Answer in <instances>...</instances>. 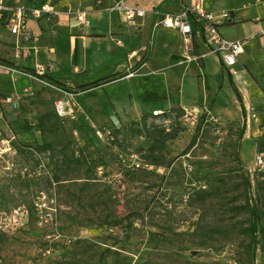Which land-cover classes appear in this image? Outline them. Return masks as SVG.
<instances>
[{
    "label": "rangeland",
    "instance_id": "rangeland-1",
    "mask_svg": "<svg viewBox=\"0 0 264 264\" xmlns=\"http://www.w3.org/2000/svg\"><path fill=\"white\" fill-rule=\"evenodd\" d=\"M195 1L183 0V3L187 6ZM256 1L205 0L204 7L218 14L223 10L234 12L242 20L249 15L264 16V0H259V4ZM41 2L42 6L57 3V9L70 6L77 12L94 8L96 0ZM158 2L128 0L127 3L149 10L146 6ZM248 3L250 6H246ZM164 4L165 9L161 6L157 10L158 18L182 9L180 0H165ZM120 17L124 23L123 34L108 32L106 16L102 25L108 32L105 34L107 42L102 45L117 49L119 61L114 66L110 65V54L97 60L101 67L74 72L69 62L67 36L62 34L63 43L58 46L57 55L66 66L54 68L56 78L72 87L91 78L103 77L105 73L125 74L117 82L70 95L41 81L29 92L19 94L11 89L12 73L11 78L0 74V264H264L260 246L251 258L238 236H232L228 242L214 239L210 247L200 248L197 244L201 237L196 226L198 222L204 224L206 220L222 219L218 217L221 200L214 198L202 209L198 203L192 204L188 197L191 192L185 185L187 180H200L213 189L218 178L226 177L229 192L225 193L227 198L222 202L234 203L236 198L237 203H242L245 193L239 185L241 175H245L252 185L250 196L253 200L256 198L257 173L264 170L255 166L264 125V75H261L264 74V62L251 68L259 75V85L242 69H238L233 80L251 104L246 106L245 130L239 139L244 124L241 104L228 71L222 69L215 56H207L204 68L201 67L203 59L177 66V61L170 59L172 53L185 48L184 40H174L164 26L155 27V23L152 26L150 21L139 34ZM142 19L145 18L137 19L138 25ZM47 20L49 29L56 24L53 18ZM253 25L242 21L222 25L220 29L226 40L243 39L244 49L251 52L259 47V39L250 40L245 28ZM263 28L262 21L258 32ZM232 34L243 37L237 39ZM34 41V38L23 41L20 51L14 49L20 67H25L32 58L29 52H34ZM203 48L205 51V46ZM137 49L142 51L130 61L128 54ZM145 51L152 53L148 68L143 65L135 69L142 75L130 80L127 74ZM187 54L184 49L182 57ZM91 58L96 60L94 55ZM124 63L128 64L127 68ZM206 83L211 88L207 89ZM16 84L21 88L20 81ZM58 101L66 105L63 114L56 109ZM178 108L184 110L183 114ZM155 109L167 111L169 120L164 116H152L148 123H165L170 128L173 124L182 129L176 139L167 143L169 156L175 158L170 168L151 166L144 158L143 150L150 139L141 120L150 112L161 115L162 111H153ZM46 111L57 114L52 115L50 121L53 131L62 133L75 149L83 150L90 159L104 160L105 165L97 169L98 183L91 189L82 191L80 180H65V177L56 183L54 177L59 162L56 153L29 155L17 152V143L41 144L44 140L54 139L52 134L41 132L38 127ZM180 113L181 118H178ZM203 114L211 123L209 130L183 154ZM83 122L95 133L97 129L111 130L118 143L101 139L103 150L96 151L89 142ZM25 123L34 125L33 130L23 132ZM236 151L241 164L236 160ZM137 157L143 161L139 170L125 168L124 163L131 165ZM188 165L191 168L186 173L183 168ZM74 177L77 176L72 174L69 178ZM40 192L46 193L50 207L56 210L53 225H44L38 218L35 203ZM105 219L120 224H98ZM128 222L131 227L126 226ZM261 225L264 227V218Z\"/></svg>",
    "mask_w": 264,
    "mask_h": 264
},
{
    "label": "trees",
    "instance_id": "trees-1",
    "mask_svg": "<svg viewBox=\"0 0 264 264\" xmlns=\"http://www.w3.org/2000/svg\"><path fill=\"white\" fill-rule=\"evenodd\" d=\"M116 1L117 0H96L95 5L97 7L109 8ZM195 49H197V45L194 43V50ZM145 58L146 56L142 58L139 64L143 63ZM177 58L178 57H174V59ZM9 66L13 67L12 65ZM17 69L31 74L39 80L71 94H77L82 91L97 88L109 82L120 79L124 76L121 74L110 75L89 81L87 83H83L76 87H72L59 80L58 78L53 77L47 71L39 73L37 72L36 68L32 67H17ZM229 79L241 104L242 115L244 117V124L239 133V139H241L245 130L247 110L242 102L238 90L233 83L231 73L229 74ZM160 111H162L161 115H153V113L150 112L142 117L141 124L143 126V129L145 130L146 136L150 139L149 145L146 149L143 150V153L144 158L148 160V163L151 164V166L154 165L157 167L170 168L173 165L175 158L169 156L166 150L167 143L176 139L182 129L180 127H174L173 124L170 125V128L165 123H148L149 117L152 116H164L166 117V120H169L168 112L163 110ZM178 111L182 114L184 112L183 109L179 108ZM181 113L180 115H178V118H181ZM52 115L57 114L52 113L51 111H46V113H44L40 118L38 127L41 132L52 134L54 139L44 140L41 144H33L27 142L17 143L15 144L17 152L21 154L27 153L29 155H39L40 152L56 153L58 155L57 157L59 158V162L57 163L56 167L58 173L54 177L56 183H59L62 180L61 178L65 177V180H80V183H82L80 190L82 191L91 189L92 186H95L98 183V177L96 176L97 169L105 165L104 160L90 159L83 150L75 149L72 146L73 144L71 143V141L67 140L62 133H58L57 130L53 131L50 122L52 119ZM207 119V115H201L196 124L195 134L193 135L189 146L183 151V154H186L189 149L194 144H196L199 138L202 137L203 134L208 132L211 123H209ZM83 126L88 130L89 142L94 146L96 151L101 152L103 150L102 144L100 142L101 139L98 138L96 133L93 132L92 129H89L84 122ZM33 128L34 125L25 123L22 127V131L28 133L33 130ZM262 128L263 133L257 145V153H264V125ZM112 135L114 136V139L108 140L113 141V143L115 144L118 143L117 140L115 141L116 137L114 132H112ZM136 160L140 162V167L135 166ZM236 160L241 164L238 151H236ZM142 165L143 161L139 157H137V159H135L131 163V165L124 163L125 168L129 167V170L131 171L139 170ZM189 168H191L190 165L184 167L183 171L188 173ZM72 174L77 177L69 178ZM185 185L191 192L189 193L190 195L188 197L191 199L192 204L198 203V205L202 209H205L214 198H218L219 200H221V215H218V217L221 216L222 219L216 221L206 220L207 222L205 221L204 224L198 222V226H196V230L199 232V236L201 237L200 243L197 244L200 248L210 247V244H212L214 239L221 238L224 242H228L232 236H238L242 238V246L244 247V251L249 257L254 258L259 246L260 250L264 253V227L261 225V221L264 218V170L257 173V196L254 200L250 196L252 185L249 177L241 175V183L239 186L243 188L242 190L245 193V198L242 203H237L238 201L236 198L234 199V203L228 201L222 202L223 199L227 198V194L225 193L229 192L227 188L228 182L226 177L218 178V184L213 189L207 186L205 182L203 183V181L200 180H187L185 182ZM236 188L238 189V186ZM227 214L231 215L229 217H226ZM98 224L118 225L120 223L116 220L105 219L99 221ZM126 226L131 227L132 224L128 222Z\"/></svg>",
    "mask_w": 264,
    "mask_h": 264
},
{
    "label": "crops",
    "instance_id": "crops-1",
    "mask_svg": "<svg viewBox=\"0 0 264 264\" xmlns=\"http://www.w3.org/2000/svg\"><path fill=\"white\" fill-rule=\"evenodd\" d=\"M42 0H22V2L28 7H40L42 6ZM259 1V0H258ZM65 2V1H60ZM128 2V0H127ZM165 0H159L158 4H150L146 7L149 8L150 12H148L147 16L144 17L145 19H142L141 24L137 26H131L137 31L139 34L143 32V29L145 26H147L148 21H150L151 25L153 26L154 23L157 22L159 19L156 14L158 13V8H161V6L165 9ZM259 4L260 2H257ZM57 4V3H56ZM55 4V5H56ZM169 5L172 4L171 1L168 2ZM54 5V8L56 11L59 12L58 17H54L53 19L56 21V24L52 26V28L48 27V20L46 18L36 20L33 18H30L28 20V27L30 30L34 33L36 36V40L33 42L34 47L36 46L38 48V54L35 56L34 52L31 53L32 58L28 61L25 67H32L35 68L37 64H41L46 68V71L49 72L53 77H57V73L54 70L55 66H59L60 68L63 66H66L65 62L57 55L58 52V46L63 43V38L62 34L66 35L67 37V43L69 44L70 47V54H69V62L71 65V69H73L74 72H77L76 70L81 69L82 71L85 70H90V69H95V67H101V64H97V60H99L102 56H107V55H112V61L110 63L111 67L114 66L116 62L119 61L117 49L111 45V48L108 47V44H106V48L102 45L105 42H107V37H105V34L113 33V34H123V21L118 15V13L115 15L112 12H116L111 10L110 8H102V7H97L95 5L94 8H88L83 10L86 14V19L88 20L87 25H83L84 28L81 30L82 24L79 23L78 19L75 16V13H70L68 10H72L76 12V9H73L72 7L69 6L66 7V5H63V8L57 9ZM152 5V6H151ZM180 5H182V8L186 5L183 3V0H180ZM139 6V5H138ZM250 4L248 3V5ZM205 8V7H204ZM207 9V8H205ZM181 10V8L176 9L171 12H176ZM209 11H213L211 9H207ZM225 11V10H223ZM230 18L225 21L222 25H233L236 23H240L242 21L245 22H250L253 23L254 25L248 28H245L247 31V35L250 37V40H258L259 47L253 48L250 50L251 52H248L246 49H244V52L240 55L239 60L237 64L234 66L235 73H232L230 69L224 67L222 63L220 62L219 58L216 55L215 56L217 62L221 65L222 69L225 71L227 70L228 73L232 74V78L234 80L235 76L238 75V69H242L246 73L249 74V76L252 78V80L255 81L257 85H259V80L257 78L258 73L255 74L252 71V66H256L262 62H264V42L262 41V37H264V28L263 31L258 32V28L261 27V22H264V16H254V15H249L245 17L244 19H239L236 17V14L234 12L230 13ZM106 16L108 17V21L105 23L106 27L108 28V32H105L103 30L102 25L103 24V17ZM221 25V26H222ZM257 25V29L254 28V26ZM151 26V27H152ZM165 30H167L171 36H173L174 40H184L183 36L180 34L179 31L175 29H167L166 27H163ZM256 29V30H255ZM221 34L223 35V31L220 29ZM234 37L237 39L242 38L243 36L239 35L237 36L236 34H232ZM246 35V36H247ZM224 36V35H223ZM117 37V36H116ZM185 43V42H184ZM194 43L197 45V49L193 51V53H203V46L204 44L202 43L201 39L195 38ZM36 44V45H35ZM186 45V44H185ZM186 47V46H185ZM14 49H17L16 47V37L10 33V31L6 28L5 24L3 22L0 23V62L1 63H6L8 65H12L14 68H22L20 67V63L18 62L17 59L15 58V51ZM185 49V48H184ZM184 49L181 48L180 50L176 51L175 53H172L171 59L170 60H175L178 61V59H181ZM255 49V50H254ZM20 51V50H18ZM142 50H133L131 54H128L129 60L132 61V58H135L136 54H139ZM147 51V50H146ZM144 52L143 55H141V59L138 61V63L134 66L131 71H135V69H139L141 66H145L148 68V63L151 60L152 53ZM262 53V54H260ZM95 56L96 60L93 61L94 59L91 58V56ZM210 55V56H211ZM117 56V57H116ZM145 58L143 63L139 64L142 58ZM209 56V55H207ZM206 57L203 58V63L201 65L202 68L206 66ZM115 57V58H114ZM174 57H178L177 59H174ZM195 62V61H194ZM130 63V62H129ZM109 65V66H110ZM123 66L125 68L128 67L127 63H124ZM178 66V65H177ZM132 67V66H131ZM188 67V65H187ZM50 69V71H49ZM130 71V72H131ZM158 71V70H157ZM0 74H4L6 76H10V73L5 72L0 69ZM90 74V72H89ZM118 74L117 71L110 72V73H105L103 77L110 76V75H115ZM121 75H125L120 73ZM141 73L137 72V75L135 77L129 78L130 80H133L134 78H137L141 76ZM261 75H264L261 73ZM102 78V76L98 77ZM98 78H91L90 80H87V82L98 79ZM13 83L11 86V89H13L16 93L23 94L26 92H29L33 87L39 84L41 82L38 79L31 78L25 74H20V73H12V78ZM119 79L109 82L107 84H104L102 86H99L97 88H101L103 86H107L110 83L117 82ZM20 81L21 88L17 86L16 83ZM83 84V83H81ZM234 85L236 89L238 90L242 102L244 106L246 107L247 104L251 105L250 103H247L246 99L242 96L240 93V90L238 89L236 83L234 82ZM206 88L209 89L211 88L208 83H206ZM96 89V88H93ZM262 89V88H261ZM91 90V89H89ZM88 91V90H86ZM82 91V92H86ZM264 92V88L262 89ZM245 102V103H244ZM84 107H86L85 103H81ZM181 108H185L183 106H180ZM247 109V107H246ZM153 111H160V109H155ZM104 112V111H103Z\"/></svg>",
    "mask_w": 264,
    "mask_h": 264
},
{
    "label": "built area",
    "instance_id": "built-area-1",
    "mask_svg": "<svg viewBox=\"0 0 264 264\" xmlns=\"http://www.w3.org/2000/svg\"><path fill=\"white\" fill-rule=\"evenodd\" d=\"M204 1L196 0L193 5L184 6L176 12L166 13L154 25L155 27L160 25L169 29H175L183 36L186 44L185 49L188 54L179 59L175 65H184L190 61H197L207 55L213 54L219 58L224 67L230 69L232 73H235L234 66L237 64L240 55L244 52V41L243 39L226 40L220 32V26L230 18V13L228 11H222V13L218 14L214 11H209L204 8ZM109 8L118 12L124 21L131 26H137V19L146 17L148 12H150V10L129 5L127 0H117ZM68 12L75 13L79 23L88 24L84 11L74 12L69 9ZM58 16L59 12L50 4L28 8L22 0H0V23L3 22L10 33L16 37L17 50L22 48L23 41H31L32 38L36 40V36L28 27V20L30 18L40 20L42 18L50 19ZM195 38L201 39L206 48L205 52L193 53ZM33 50L36 56L38 54V48L33 47ZM29 54L31 53L29 52ZM17 56L19 57V53ZM35 68L39 73L46 71V68L41 64H37ZM0 69L8 73H20L38 79L31 74L1 62ZM136 75V71H131L127 74V77L132 78ZM67 94L73 95L71 93ZM65 106L63 101L56 102V109L59 114H63ZM96 135L100 139H114L112 132L109 130L103 131L97 129ZM135 162V166L140 167V162L138 160ZM255 166L258 170L264 169V153H257ZM49 202L50 200L46 193L40 192L35 203L38 218L44 225H53L57 218L56 210L50 207Z\"/></svg>",
    "mask_w": 264,
    "mask_h": 264
}]
</instances>
